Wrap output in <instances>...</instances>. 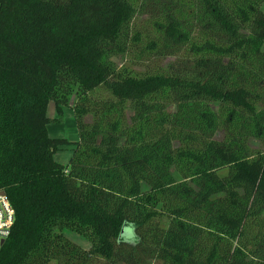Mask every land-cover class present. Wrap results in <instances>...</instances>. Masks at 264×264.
<instances>
[{
  "label": "trees",
  "instance_id": "trees-1",
  "mask_svg": "<svg viewBox=\"0 0 264 264\" xmlns=\"http://www.w3.org/2000/svg\"><path fill=\"white\" fill-rule=\"evenodd\" d=\"M147 1L0 0V264H264V0Z\"/></svg>",
  "mask_w": 264,
  "mask_h": 264
},
{
  "label": "rangeland",
  "instance_id": "rangeland-1",
  "mask_svg": "<svg viewBox=\"0 0 264 264\" xmlns=\"http://www.w3.org/2000/svg\"><path fill=\"white\" fill-rule=\"evenodd\" d=\"M160 4H155L152 1L147 0H140V7L136 18L133 20V24L136 25L138 28L141 26L140 24L145 23V21L151 16L155 15L159 10ZM264 10V7H263ZM158 15V14H157ZM135 28V26H134ZM139 49L144 50L143 47L146 46V44H138ZM138 47L134 46L128 48L127 52L118 51L113 56V61L118 64V66L126 65L128 67H132L136 70H145L153 71L155 68L160 66H165L168 62L172 61V57L164 58L163 55L159 57L156 54H151L147 52L144 57H139L137 50ZM76 101V96L71 97L70 106L63 107V115L62 117H59L56 111V107L53 101L50 102L48 106V115L52 119L51 123L48 125L49 133L52 137H63L67 138L69 140H77L78 139V133L75 123V117L72 110V106L74 102ZM214 108H216L215 105H213ZM93 117L91 115H88L86 117L87 122H92ZM224 136V133L222 131L217 132L216 138L221 140ZM250 145L256 148H264L261 143L258 140H250ZM72 155V149L67 148L61 151H58L55 154V159L63 164L68 163L70 157ZM67 236L82 246L85 249H90L91 243L84 237L73 233V232H67ZM149 262H152L150 260ZM54 264V263H52Z\"/></svg>",
  "mask_w": 264,
  "mask_h": 264
},
{
  "label": "built area",
  "instance_id": "built-area-1",
  "mask_svg": "<svg viewBox=\"0 0 264 264\" xmlns=\"http://www.w3.org/2000/svg\"><path fill=\"white\" fill-rule=\"evenodd\" d=\"M0 191V250L14 223V210L6 194Z\"/></svg>",
  "mask_w": 264,
  "mask_h": 264
},
{
  "label": "water",
  "instance_id": "water-1",
  "mask_svg": "<svg viewBox=\"0 0 264 264\" xmlns=\"http://www.w3.org/2000/svg\"><path fill=\"white\" fill-rule=\"evenodd\" d=\"M2 193H3V194H5V192H4V191H3Z\"/></svg>",
  "mask_w": 264,
  "mask_h": 264
}]
</instances>
